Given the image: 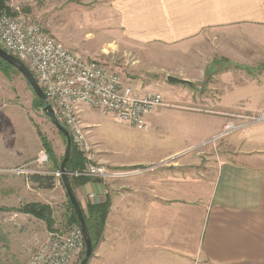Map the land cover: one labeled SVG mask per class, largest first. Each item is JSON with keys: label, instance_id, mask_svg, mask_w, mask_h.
I'll use <instances>...</instances> for the list:
<instances>
[{"label": "crops", "instance_id": "crops-1", "mask_svg": "<svg viewBox=\"0 0 264 264\" xmlns=\"http://www.w3.org/2000/svg\"><path fill=\"white\" fill-rule=\"evenodd\" d=\"M101 1L114 7L120 28L105 37L104 45H126L130 53L147 46L169 50L212 31L259 39L264 46V0ZM62 42L80 48L65 38ZM251 79L248 87L264 83V71ZM221 84L228 88L214 89V96L188 91L181 104L168 94L126 155L123 145L95 131L93 112L81 107L99 161L111 169H141L115 180L88 178L74 188L81 206L110 201L90 264H264V95L260 101H244L237 98L255 90L241 94L239 87L230 89L239 82L229 87L222 79ZM133 85L140 95L152 92ZM169 105L182 110L183 125L169 124L166 117L173 114L163 109ZM229 121L241 126L226 148L215 154L204 147ZM5 162L0 155V165ZM48 235L43 227L40 236L45 241Z\"/></svg>", "mask_w": 264, "mask_h": 264}, {"label": "rangeland", "instance_id": "rangeland-1", "mask_svg": "<svg viewBox=\"0 0 264 264\" xmlns=\"http://www.w3.org/2000/svg\"><path fill=\"white\" fill-rule=\"evenodd\" d=\"M15 1L25 15L40 22L57 39L64 41L65 38L80 48L63 42L67 47L105 63L132 84L159 91L165 99L169 94L176 104H181L184 100L182 95L188 91L197 93L198 97H206L214 96V89L226 90L228 87L222 86V79L227 80L229 87L232 82H239L230 89L239 87L241 94L247 89L255 90L250 97L237 99L260 101L264 95L263 82L247 86L248 81H253V76L258 78L264 71V46L259 39L253 42L212 31L169 50L147 46L141 48L142 53H130L126 45H104L105 37L120 28L114 7L101 0L89 3L88 0L75 3L64 0ZM84 49L95 53L83 52ZM170 74L191 78L196 86L171 83L167 79ZM226 95L231 97V92L226 91ZM170 107L163 108L171 111L168 115L173 114L166 117L169 124L183 125L185 116L178 113L182 110ZM88 108L98 123L95 131L106 137L109 143L123 145L125 155L131 148L130 144L135 146L147 131L131 127L117 120L113 114L105 115ZM82 120L87 127L83 115ZM207 120L213 122L218 119ZM232 134L213 137L206 141L204 147L212 148L217 154L223 150L222 146L226 148ZM90 138L95 144L97 159L101 160L97 143L92 136ZM65 149V136L44 112L41 99L22 73L0 58V155L6 160L0 165V264H29L38 246L44 242L40 236L43 227H47L50 234L78 223L74 221V210L60 176H54L52 188H40L29 178L35 172L52 174L59 170ZM41 157H47V160H41ZM28 203L50 206L54 222L51 228L45 220L23 212L22 208ZM82 208L84 213L88 212V206Z\"/></svg>", "mask_w": 264, "mask_h": 264}, {"label": "built area", "instance_id": "built-area-1", "mask_svg": "<svg viewBox=\"0 0 264 264\" xmlns=\"http://www.w3.org/2000/svg\"><path fill=\"white\" fill-rule=\"evenodd\" d=\"M7 6L9 11L0 12V46L25 63L83 153V169L74 170L70 175L115 180L141 173V169H111L97 159L95 144L82 120L81 107L113 114L134 128L147 130L148 116L165 105L163 94L152 91L140 95L132 83L110 66L67 47L44 25L25 15L15 0H9ZM240 126L229 121L214 139ZM52 175L62 177V172L59 169ZM85 250L82 228L75 223L66 230L52 231L38 246L29 264H79Z\"/></svg>", "mask_w": 264, "mask_h": 264}, {"label": "water", "instance_id": "water-1", "mask_svg": "<svg viewBox=\"0 0 264 264\" xmlns=\"http://www.w3.org/2000/svg\"><path fill=\"white\" fill-rule=\"evenodd\" d=\"M0 58L7 61L9 64L14 66L19 72L22 73V75L26 78L28 81L29 85L31 88L34 90L35 94L44 102V112L46 115L50 118L51 122L64 134L65 139H66V149H65V154L63 157V160L60 165V171L62 172V181L63 184L66 188L69 200L72 204V207L76 213V216L78 218V223L80 224L83 234H84V239L86 243V250L84 257L80 261L79 264H88L93 253H94V248H93V241L91 237V233L86 221L85 213L83 211V208L79 202V199L75 193V190L73 188V185L71 183L70 179V173L67 170V163L71 157L72 153V137L67 129V127L61 123V121L58 119L55 109L52 106V104L48 101L46 94L44 93L43 89L40 87L38 84L37 80L35 79L34 75L31 73V71L28 69V67L23 63L21 60H19L17 57L14 55L8 53L5 51L1 46H0ZM167 79L171 83H183V84H188L192 87L196 86V83L190 79L187 78H182L178 77L175 75H168Z\"/></svg>", "mask_w": 264, "mask_h": 264}, {"label": "trees", "instance_id": "trees-1", "mask_svg": "<svg viewBox=\"0 0 264 264\" xmlns=\"http://www.w3.org/2000/svg\"><path fill=\"white\" fill-rule=\"evenodd\" d=\"M2 11H9L8 6L6 5V0H0V12ZM41 101L43 102V100ZM84 165H85V157L73 141L72 153L67 163V170L70 173L74 170L83 169ZM29 178L33 183L37 184L38 187L40 188H52L54 186L55 177L52 174L42 175L40 173H34L31 174ZM88 178L89 177L77 178L70 175L73 188L76 187L75 185L81 183V181H84L85 179ZM109 208H110V201L107 200L106 202H102L97 205L88 206V212L85 213L86 221L93 241L94 250L97 248L99 242L103 237L104 227H105ZM22 210L23 212L34 214L35 216L45 220L50 228L54 223L52 210L49 205L41 204V203H28L22 208ZM73 218L75 222H78V218L76 216L75 211Z\"/></svg>", "mask_w": 264, "mask_h": 264}]
</instances>
